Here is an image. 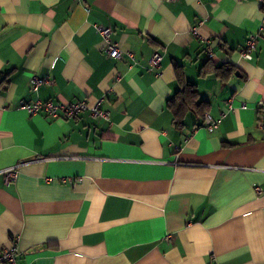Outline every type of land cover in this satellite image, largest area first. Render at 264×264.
Listing matches in <instances>:
<instances>
[{
    "label": "crops",
    "instance_id": "crops-1",
    "mask_svg": "<svg viewBox=\"0 0 264 264\" xmlns=\"http://www.w3.org/2000/svg\"><path fill=\"white\" fill-rule=\"evenodd\" d=\"M263 19L258 0H0V247L18 237L22 264H264ZM38 98L101 99L109 119L20 107Z\"/></svg>",
    "mask_w": 264,
    "mask_h": 264
},
{
    "label": "built area",
    "instance_id": "built-area-1",
    "mask_svg": "<svg viewBox=\"0 0 264 264\" xmlns=\"http://www.w3.org/2000/svg\"><path fill=\"white\" fill-rule=\"evenodd\" d=\"M172 1V0H168ZM264 4V0H258ZM264 19L262 20V23ZM196 27L193 28L195 32ZM99 31L101 33L103 42L105 44V52L111 58H121V50L119 47L112 42L110 38L111 28L99 26ZM256 33H251L245 43V48L242 50L241 56L246 59H251L252 51L256 47ZM206 54L208 58L213 57L211 46L209 41H206ZM162 55L159 52H154L148 60V68L153 70L158 68ZM51 79L48 76L37 77L32 76L29 80V87L32 92H37L39 87L43 84L51 83ZM101 99H96L93 102H90L86 99L78 101H68V102H59L52 99L41 100L35 99L34 101L26 102L20 101V107L28 111L29 113L42 112L47 117H62V118H71L78 116L81 112L88 110L90 114L99 119H109V111L100 108ZM219 119H214L209 113L204 114V127L212 132L217 128ZM256 125L264 129V102H259L257 105L256 112ZM7 180H13L16 176L15 167H10L4 170ZM260 191V188H257V192ZM18 237H15L14 241L8 246L0 247V264H22L17 260L18 249H17V240Z\"/></svg>",
    "mask_w": 264,
    "mask_h": 264
},
{
    "label": "trees",
    "instance_id": "trees-1",
    "mask_svg": "<svg viewBox=\"0 0 264 264\" xmlns=\"http://www.w3.org/2000/svg\"><path fill=\"white\" fill-rule=\"evenodd\" d=\"M170 103H171V105H173V104H174V102H173V101H171ZM188 104H189V103H188ZM201 104H202V102H199V103H197V106H198V107H200V106H201ZM176 105H177V106H176ZM176 105L174 106V108H176V107H177V108H176V109H177V111L184 110L185 108H184V107H182V106H187V108H188V106H189V105L185 104V103H184V101H183V104H181L182 106H181L180 104H176ZM176 109H175V110H176ZM177 111H176V112H177Z\"/></svg>",
    "mask_w": 264,
    "mask_h": 264
}]
</instances>
